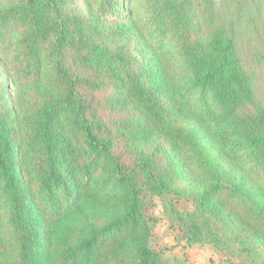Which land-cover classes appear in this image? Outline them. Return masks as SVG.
I'll list each match as a JSON object with an SVG mask.
<instances>
[{"label":"trees","instance_id":"16d2710c","mask_svg":"<svg viewBox=\"0 0 264 264\" xmlns=\"http://www.w3.org/2000/svg\"><path fill=\"white\" fill-rule=\"evenodd\" d=\"M251 1L0 0V264H184L151 243L171 194L187 242L264 264Z\"/></svg>","mask_w":264,"mask_h":264},{"label":"rangeland","instance_id":"374dc122","mask_svg":"<svg viewBox=\"0 0 264 264\" xmlns=\"http://www.w3.org/2000/svg\"><path fill=\"white\" fill-rule=\"evenodd\" d=\"M240 0H231L228 10L236 9L245 5H252V1L248 0L245 4L239 5ZM263 20L264 23V2ZM224 11V9H223ZM226 14L227 12L224 11ZM253 33V32H250ZM250 34L248 35V37ZM248 37L241 44V51L245 63H251L250 59L254 50L262 49L264 46V37H251V43H248ZM0 78L6 82L5 75L0 73ZM261 96L264 99V75L260 79ZM11 93H13L11 91ZM153 206L150 209L152 215L156 217V224L152 231L151 243L154 249H159L164 256L170 261L178 259L184 264H239L240 261L236 257L216 248L208 242L189 243L183 237V233L178 227L177 222L173 219L172 214L168 210V205H172L175 209L188 212L193 210L192 201L185 197H177L171 194L165 197H153Z\"/></svg>","mask_w":264,"mask_h":264}]
</instances>
